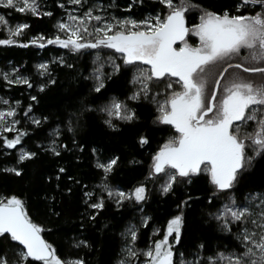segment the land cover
I'll list each match as a JSON object with an SVG mask.
<instances>
[{"label":"snow or ice","instance_id":"1","mask_svg":"<svg viewBox=\"0 0 264 264\" xmlns=\"http://www.w3.org/2000/svg\"><path fill=\"white\" fill-rule=\"evenodd\" d=\"M67 3L77 7L67 11L66 19L57 21V34L50 38L40 34L29 43L36 44L39 40L49 45H60L76 54H83L89 49L97 52L105 48L112 49L120 54L123 65L136 66L137 62H143L149 68L147 71L142 67L137 69L133 81L138 87L130 97L126 100L113 98L104 103L99 101L106 91V81L111 77L102 73L100 68H94L90 74L94 81L91 91L96 94L97 100L85 102L75 111L66 112L60 121L63 129L74 133L85 113L105 114L104 123L111 128L117 127L114 120L135 121L138 119L137 112L129 106V102L150 97L154 78L166 75L178 77L176 83L181 90H173L162 102L157 100L160 113L157 122L174 125L179 135L170 138L155 153L146 179H159L161 191L168 194L185 179L191 183L190 177L199 173L204 165L216 189L213 195L207 197L209 205L214 208L208 216L222 232L233 237V241L222 251H210L205 243H201L196 246L195 252L189 253L193 258L185 259V254L180 253L175 245L180 244L182 239L184 209L193 200L189 195L177 205V214L167 221L162 238L153 240L145 249L136 246L138 228L130 226L122 233L125 238L124 259L118 264H137L138 261L141 264H264V191L249 194L243 199L238 198L234 191L240 174L253 166L256 157L264 156V0H238L231 8L221 11L200 8L199 23L191 25L187 13L200 6L190 0H160L166 15L161 13L143 20L105 14L107 10L99 0L95 3L89 0H67ZM253 4L259 11L255 8L245 10ZM0 6L35 17L53 15V12L43 10L41 0H0ZM59 7H65L64 0H61ZM0 25L7 31V36L0 38V45L21 43L17 37L30 27L27 22L17 23L13 27L3 14H0ZM189 33L199 38L198 45L188 43L186 37ZM177 41L182 46L176 47ZM43 42L40 47L45 46ZM245 49L247 55L242 57L240 63L228 62L234 57H241ZM107 62L111 63L114 73L122 70V64L112 57H108ZM51 63L49 61L37 66L38 75L45 77V82L38 85H34L32 79L21 74L16 67L12 68L11 75L4 72L0 76L9 85L36 86L43 92L49 84L56 83L50 71ZM55 63L75 68L63 57L57 58ZM225 64L227 67L219 72L220 78L214 81L216 90L209 91L207 70ZM231 68L258 75L261 80L256 83L238 73L233 74L231 79L224 82L223 96L217 104V91L221 89L225 73ZM172 88V83H169L167 89ZM30 100L37 101V96H31ZM15 104L11 106L10 101L4 100V107L0 108V147L5 149H17L30 134L29 129L17 127L22 122L17 119L19 112L23 113L25 122L37 128L49 119L48 116L32 115V103L26 109L20 108L19 100ZM249 121L256 122L253 131L242 132L250 126ZM63 137L61 127L53 129L45 152L60 157L62 151H72L69 143L60 142ZM68 140L80 152L84 151L85 146L79 144L74 136L68 137ZM149 142L147 135L139 137L141 145ZM97 151L96 148L92 149L93 153ZM249 152L252 154L249 155ZM37 156L36 151L21 146L16 157L17 164L21 165ZM119 159V156L106 160L97 158L96 167L102 170L104 183L99 196L95 192H84V203L95 210V214L87 213L88 220L96 219L99 211L105 208L106 199L114 198L117 207H123L126 201H146L148 189L144 183L127 191L107 183ZM4 171L21 175L23 168L14 166ZM61 174H67L63 166L58 168L54 176L48 177L49 181L57 182V188L60 187ZM68 179L74 184L78 183L72 176ZM67 191L71 192L72 189L68 188ZM220 195L225 198L216 203ZM55 199L53 196L52 200ZM84 219L82 216L81 229L85 227ZM149 219H144L145 226ZM41 231V226L29 218L23 199L15 194L0 196V240L19 242L14 260L0 249V264H25L30 257L43 261V264H87V260L81 256L61 258L55 248L41 237ZM74 246L87 248L91 244L89 240L83 239ZM177 256L180 257L178 262Z\"/></svg>","mask_w":264,"mask_h":264},{"label":"trees","instance_id":"2","mask_svg":"<svg viewBox=\"0 0 264 264\" xmlns=\"http://www.w3.org/2000/svg\"><path fill=\"white\" fill-rule=\"evenodd\" d=\"M60 2L61 0H41L43 10L53 12L51 17L21 14L11 8L0 6V14L6 16L11 26L14 27L22 22L30 24V27L17 37L21 43L0 45V73L12 71V68L16 67L21 74L31 78L34 85H38L45 82V77L38 75L37 66L51 61L50 71L52 78L56 80L55 84H49L41 92L36 86L28 88L22 84L9 85L0 76V108L4 107V100L10 101L11 106H16L15 101L19 100L22 109H26L29 103L33 104L32 115L49 117L42 126L37 128L22 119V112L18 113L17 119H21L22 122L17 127L29 129L30 134L15 150L0 147V196L18 195L25 201V208L31 221L41 226V237L55 248L56 254L61 258L81 256L87 260V264H118L121 259H124L125 238L122 233L130 226L139 229V238L136 243L139 249H145L152 244L153 240L162 238L167 221L177 214V205L189 195L193 197V200L184 209L185 225L182 239L175 248L180 253H184L187 260L193 258L189 253L195 252L196 246L201 243H205L210 251H222L227 248L233 241V237L222 232L217 223L208 216L214 208L209 205L207 197L213 195L216 189L204 165L201 166L199 173L190 177L191 183L185 179L168 194L161 191L159 179H146L152 165V157L170 138L179 135L174 125L157 122V117L160 115L157 100L162 102L173 90H181L176 83L179 80L178 77L167 75L159 79L154 78L151 83L150 97L129 102V106L137 112L138 119L135 121L114 120L117 127L111 128L104 123L105 114L85 113L74 133L63 129L60 121L66 112L75 111L85 102L97 100L96 94L91 91L94 81L90 78V74L94 68H100L102 73L111 77L106 81V91L99 101L104 103L113 98L126 100L130 97L138 87L133 81L137 69L142 67L147 71L149 67L141 64L123 65L120 54L112 49L105 48L99 52L89 49L83 54H76L60 45H49L39 40L36 44L29 43L40 34L46 38L57 34V21L64 19L65 8H68H60ZM89 2L95 3L97 0H89ZM99 2L107 10L105 14L120 18L132 17L143 20L161 13L166 15L160 0H99ZM190 2L200 7L193 8L187 13L189 25L199 23L200 8L221 11L231 8L238 0H190ZM252 8L259 11L255 4L245 10ZM6 36L5 27L0 25V38ZM186 39L193 46H196L199 41L198 37L191 33ZM41 42L45 44L44 47L39 46ZM22 44L28 46L24 47ZM245 55H247L246 49L242 50L241 57H234L228 62L240 63ZM60 57H63L68 64L75 65V68H67L55 63ZM108 57L122 64V70L119 73L113 72L111 63L107 62ZM225 66L226 64L216 65L207 70L210 84H214L219 72ZM237 73L245 79L255 76L240 69L231 68L224 75L221 88L225 81ZM169 83H172V89H167ZM31 96H37V101L32 102ZM248 123L250 126L242 132L253 131L256 122ZM58 126L64 131V137L60 142L69 143L72 151H62L60 157H55L50 152H45V149L48 147L52 130ZM141 135L149 137L150 142L147 145L139 143ZM70 136H74L79 144L85 146L83 152L71 144L68 140ZM21 146L36 151L38 156L18 165L16 157ZM93 148L98 151L93 153ZM251 154L249 152V155ZM113 156H119L120 159L115 170L108 176L107 183L125 191L144 183L148 189L147 199L144 202L126 201L123 207H117L114 198L106 199L105 208L99 211L96 219L88 220L87 213L95 214V210L88 208L84 203L86 199L84 192H95L99 196L104 183V174L96 167L97 158L106 160ZM14 166L23 168L21 175L4 171L5 168ZM62 166L67 169V174H61L60 187L57 188V182L49 181L48 177L54 176L58 168ZM69 176L74 177L78 183H72L68 179ZM68 188L72 191L68 192ZM234 191L240 199L249 194L264 191V156L256 157L253 166L246 168L240 174ZM53 196L56 197L55 200H52ZM224 198V195L218 196L216 203ZM82 216L85 217L83 229L80 228ZM145 218H150L147 226L143 223ZM157 229L160 231H156ZM83 239L89 240L91 246L76 248L74 244ZM18 243L0 240V249L6 251L8 257L14 260ZM179 259L180 257L177 256V262ZM25 264H43V261L30 257ZM137 264L141 262L138 261Z\"/></svg>","mask_w":264,"mask_h":264},{"label":"rangeland","instance_id":"3","mask_svg":"<svg viewBox=\"0 0 264 264\" xmlns=\"http://www.w3.org/2000/svg\"><path fill=\"white\" fill-rule=\"evenodd\" d=\"M65 7H68V8H65V15H64V19H66V13H67V11L69 10V9H74V8H76L77 6H75V5H72V4H70V3H67V0H65ZM191 34H193V33H191ZM194 35V34H193ZM198 40H199V38H198ZM199 44V41H198V43H197V45ZM11 72L12 71H9V72H7V73H9L10 75H11ZM250 79L251 80H254L256 83H259V81L261 80V78L259 77V76H251L250 77ZM214 85H215V83L214 84H210L209 82H208V87H209V91H214ZM222 96H223V87L219 90V91H217V95H216V103L217 104H219V101H220V99L222 98ZM209 99H210V97H209Z\"/></svg>","mask_w":264,"mask_h":264},{"label":"flooded vegetation","instance_id":"4","mask_svg":"<svg viewBox=\"0 0 264 264\" xmlns=\"http://www.w3.org/2000/svg\"><path fill=\"white\" fill-rule=\"evenodd\" d=\"M176 45H177V46L179 45V47L182 46L181 42H179V41H177V44H176ZM176 45H175V46H176ZM177 46H176V47H177ZM137 64H141V65H144V66L149 67L148 65L144 64L143 62H137ZM166 76H167V75H166ZM162 78H163V77H162Z\"/></svg>","mask_w":264,"mask_h":264},{"label":"water","instance_id":"5","mask_svg":"<svg viewBox=\"0 0 264 264\" xmlns=\"http://www.w3.org/2000/svg\"><path fill=\"white\" fill-rule=\"evenodd\" d=\"M232 64H237V63H232ZM225 67H227V65L225 66ZM240 70H242V69H240ZM222 71H223V69H222ZM243 71V70H242ZM226 74V73H225ZM220 77H219V75H218V77H217V79H219ZM216 89H215V85H214V91H215Z\"/></svg>","mask_w":264,"mask_h":264},{"label":"bare ground","instance_id":"6","mask_svg":"<svg viewBox=\"0 0 264 264\" xmlns=\"http://www.w3.org/2000/svg\"><path fill=\"white\" fill-rule=\"evenodd\" d=\"M244 72V71H243Z\"/></svg>","mask_w":264,"mask_h":264}]
</instances>
